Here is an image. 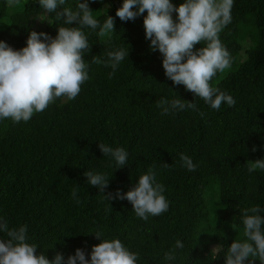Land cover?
Returning <instances> with one entry per match:
<instances>
[{"label": "trees", "instance_id": "trees-1", "mask_svg": "<svg viewBox=\"0 0 264 264\" xmlns=\"http://www.w3.org/2000/svg\"><path fill=\"white\" fill-rule=\"evenodd\" d=\"M80 2L66 0L63 7L76 10ZM184 2L172 0L177 7ZM122 3L89 0L100 24L112 16L115 30L100 37L99 29H82L90 45L82 53L89 79L74 100L57 98L27 122L0 119V219L9 228L26 225L37 255L53 261L61 254L63 264L77 249L90 261L102 239H119L137 254L136 264H225L231 243L245 239L243 209L259 206L264 216V170L248 171V161L264 159V0H234L232 21L219 33L230 67L210 84L236 101L219 110L167 78L162 54L146 38L147 13L121 21ZM59 26L74 25L47 13L39 0H0V41L14 50L27 46L31 31L55 38ZM120 49L129 56L113 72L108 52ZM161 98L195 102L196 110L162 114ZM100 143L124 148L127 164L104 156ZM180 154L192 159L195 171L182 165ZM149 168L169 208L145 221L127 199L106 195L127 193ZM87 171L110 180L106 195L87 183ZM0 239L8 237L0 232ZM177 240L184 247L166 260Z\"/></svg>", "mask_w": 264, "mask_h": 264}, {"label": "clouds", "instance_id": "clouds-1", "mask_svg": "<svg viewBox=\"0 0 264 264\" xmlns=\"http://www.w3.org/2000/svg\"><path fill=\"white\" fill-rule=\"evenodd\" d=\"M8 2L16 4L19 0ZM65 2L39 0L40 7L47 13H56L57 19L62 18L65 25H74L59 26L55 38L47 33L31 31L27 46L20 50H14L6 42L0 41V119L27 122L34 113L44 111L57 98L74 100L81 91V85L89 79L82 53L89 50L90 45L82 29H99L98 35L103 37L115 30V19L108 15L101 25L93 15L89 0L78 3L76 10L63 7ZM233 2L185 0L177 7L172 0H123L116 16L127 22L144 16L146 12L143 20L146 38L151 41V49L162 54L167 78L176 85H184L186 90L201 98L212 109L219 110L222 103L229 107L236 103L231 95L210 84L218 71L223 72L230 67V54L222 45L219 33L232 21ZM173 13H177L175 19ZM202 41L206 46L196 49L195 46ZM126 55L129 56V52L124 49L108 52L109 60L106 63L114 72ZM93 62L102 61L93 56ZM157 106L162 109V114L184 109L196 110L195 102L186 103L183 99L169 101L161 98ZM200 115L203 117L204 113ZM99 147L104 156L114 159L119 167L127 164L128 153L124 148H112L103 143ZM180 160L189 171L196 170V165L187 155L180 154ZM258 169L264 170V159L248 161L250 173ZM84 175L89 185L105 194L110 181L106 175L92 171ZM164 190L162 184L156 183L154 168H149L127 193L117 192L115 197L111 193L105 195L110 200L116 197L127 199L135 214L147 221L149 215L159 216L168 210ZM72 195L76 197V189ZM260 212L259 206L243 209L245 239L231 243L225 264H245L246 261L255 264L257 260L264 264V216ZM0 232L8 237L7 240L0 239V264H63L61 254H57L53 261L43 253L37 255V246L27 242L26 225L18 229L9 228L7 221L0 219ZM95 235L101 238L99 233ZM183 247L184 244L177 240L174 248L165 254V259L175 260V250ZM136 261L137 254L130 252L119 239H102L100 244L93 246L90 261L82 249H77L75 255L68 257L67 264H136Z\"/></svg>", "mask_w": 264, "mask_h": 264}, {"label": "rangeland", "instance_id": "rangeland-1", "mask_svg": "<svg viewBox=\"0 0 264 264\" xmlns=\"http://www.w3.org/2000/svg\"><path fill=\"white\" fill-rule=\"evenodd\" d=\"M44 16H45V14H44ZM40 24H42V21L40 22Z\"/></svg>", "mask_w": 264, "mask_h": 264}]
</instances>
